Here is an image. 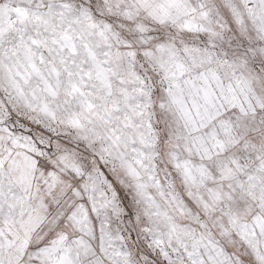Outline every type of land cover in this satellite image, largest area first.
I'll list each match as a JSON object with an SVG mask.
<instances>
[{
	"label": "snow or ice",
	"instance_id": "6c2138e0",
	"mask_svg": "<svg viewBox=\"0 0 264 264\" xmlns=\"http://www.w3.org/2000/svg\"><path fill=\"white\" fill-rule=\"evenodd\" d=\"M0 264H264V0H0Z\"/></svg>",
	"mask_w": 264,
	"mask_h": 264
}]
</instances>
